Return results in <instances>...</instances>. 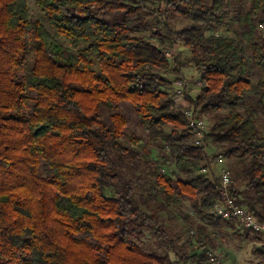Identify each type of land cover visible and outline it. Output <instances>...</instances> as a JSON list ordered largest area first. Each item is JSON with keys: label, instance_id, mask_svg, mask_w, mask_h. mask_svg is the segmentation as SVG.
<instances>
[{"label": "trees", "instance_id": "1", "mask_svg": "<svg viewBox=\"0 0 264 264\" xmlns=\"http://www.w3.org/2000/svg\"><path fill=\"white\" fill-rule=\"evenodd\" d=\"M37 2L46 23L31 18L28 0H0V264H178L168 254L175 243L160 210L173 207L189 218L181 194L206 221L196 225L204 249L190 258L207 264L211 228L233 221L214 212L223 198L220 178L201 173L211 162L209 140L213 157L241 158L231 194L264 221V75L253 78L264 71V0ZM171 13L191 24L174 29ZM232 26L235 34H226ZM149 27L152 35L143 32ZM178 41L205 82L187 102L216 115L201 143L186 109L163 89ZM174 62L177 72L183 64L179 56ZM122 102L137 108L149 141L167 149L188 177L173 187L154 167L165 200L157 209H147L135 191L138 179L122 170L129 155L153 163L146 141L123 140ZM146 230L166 254L139 245ZM257 252L264 264V251Z\"/></svg>", "mask_w": 264, "mask_h": 264}, {"label": "rangeland", "instance_id": "2", "mask_svg": "<svg viewBox=\"0 0 264 264\" xmlns=\"http://www.w3.org/2000/svg\"><path fill=\"white\" fill-rule=\"evenodd\" d=\"M30 16L32 19H41L45 23L46 16L44 11L39 6L37 0H28ZM161 5H165L162 3ZM237 5L241 6V1H237ZM238 7V8H239ZM233 14V11L230 12ZM171 27H174L176 30H181L191 24V20L184 18L176 13L170 14ZM153 26V25H152ZM260 28L264 27L263 24L259 25ZM154 27H149L143 32L147 35H152V30ZM229 35L235 34V26L231 27V31L225 32ZM154 40V38H152ZM155 41V40H154ZM179 56L183 66L178 67L175 65L174 57ZM171 59V68L164 72L168 83L163 87V89L169 91L174 99L175 104L178 107L191 109L190 104L186 100V95L195 98L202 90V86L205 85V82H202L200 79V74L193 65L192 62V52L186 46H184L180 41L177 42L175 47L169 53ZM93 68L97 69L98 66L96 62H93ZM21 75H24L26 72V67L23 66L18 70ZM264 71L258 69L255 70V78L258 76H263ZM179 85H184L182 87V93H176ZM120 112L123 116L126 117V124L124 126L123 140L130 142V137L135 135L139 137L142 141H146L147 149L149 156L151 157L153 163H147L143 154L139 153L136 156H127L122 163V170L124 171L127 178L133 179L136 184L137 194L147 200V209H157L160 207L164 200V195L161 190V186L156 182V177L153 174L154 167L158 168L159 172L166 176L167 179H170L171 184L174 186L177 185L178 179H187L188 177L181 173L174 162V157L170 152L163 148L161 145L153 144L149 141L148 132L145 131L143 126L140 123L138 117L137 108L131 103H120ZM199 113L204 120L205 133L211 127L214 122L215 114H205L200 111ZM227 110H222L218 114H226ZM104 114L107 119L111 120V114L108 109L104 108ZM260 130L264 133V122H261ZM167 131H170L172 127L167 125L165 127ZM194 138L198 139L194 134ZM216 145L211 140L206 144V153L209 155L211 162L208 168L201 170V173H209L212 177H220L223 169H228L233 176V179L237 176V173L241 171L242 162L240 157H231L227 158L224 156L213 157L215 152ZM223 160L220 162L219 158ZM237 188L240 189L241 193H247L245 184L238 182L236 184ZM183 199L182 211L189 216L186 218L181 215L173 207L166 206L160 210V215L162 219V224L164 225L168 236L173 239L175 243L171 247L168 254L170 258L177 262L178 264H194L193 260L190 258L192 253H200L203 251L204 247H198L197 239L198 232L196 230V225L198 223H206L202 219V215L196 212L192 206L191 200L187 198L186 195L181 194ZM210 233H212L214 238V248L211 249L210 259L207 264H258L261 260L260 254H257V251H264V235L260 233H255L250 230H246L239 224L237 221H232L229 225L223 224L220 229L211 228ZM139 245L146 252H158L160 254H166V246L159 243L157 237L153 232L146 230L142 235ZM177 251L186 252L187 259H182L178 257Z\"/></svg>", "mask_w": 264, "mask_h": 264}, {"label": "built area", "instance_id": "3", "mask_svg": "<svg viewBox=\"0 0 264 264\" xmlns=\"http://www.w3.org/2000/svg\"><path fill=\"white\" fill-rule=\"evenodd\" d=\"M183 86L184 85H179L176 93L178 92V94H181ZM186 112L191 119L190 125L195 128L194 134L199 137L197 142L201 143L200 139L205 134L204 120L199 113L194 111V109H187ZM222 160L223 159L220 157L219 161L221 162ZM219 178L223 198L214 203L215 215H218L223 219L237 221L242 227L255 233H264V221L257 218L246 205L239 203L237 197L231 194L230 187L233 183L231 172L228 169H223Z\"/></svg>", "mask_w": 264, "mask_h": 264}, {"label": "crops", "instance_id": "4", "mask_svg": "<svg viewBox=\"0 0 264 264\" xmlns=\"http://www.w3.org/2000/svg\"><path fill=\"white\" fill-rule=\"evenodd\" d=\"M261 234H263V235H264V233H261Z\"/></svg>", "mask_w": 264, "mask_h": 264}]
</instances>
